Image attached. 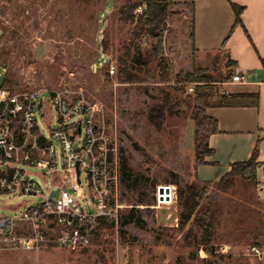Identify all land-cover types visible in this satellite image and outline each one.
Segmentation results:
<instances>
[{"label": "rangeland", "instance_id": "rangeland-1", "mask_svg": "<svg viewBox=\"0 0 264 264\" xmlns=\"http://www.w3.org/2000/svg\"><path fill=\"white\" fill-rule=\"evenodd\" d=\"M127 1L0 0V85L12 91L69 86L73 101L98 104L95 122L118 143L119 182L117 190L113 183V193L123 204L118 221L108 218L99 223L96 240L92 237L87 247L50 244L0 250V264H264L246 253L249 244L264 239L258 234L264 228V204L256 188L237 178L223 192L215 186L222 171L210 172V180L197 173L202 160L197 157L193 115L204 104L194 95L196 82H178L173 74L161 80L155 62L147 73L134 69L135 80L126 81L121 64L126 52L140 42L148 47L133 34L135 23L117 15V8ZM167 22L163 47L172 73L198 67L191 38L193 6L176 0ZM220 57L196 61L214 78L230 70ZM226 79L211 81L213 91L224 92ZM158 104L164 105L160 127L149 120L150 109ZM57 115L49 103L41 121L45 131L57 126ZM26 169L45 192L54 187L51 176H44L39 167ZM192 182L203 186L200 207H210L214 216L209 242L194 216L181 224L179 186ZM170 184L176 195L172 202L161 203L158 189ZM84 193L90 201L86 185ZM36 200L25 193H5L0 195V212L13 214Z\"/></svg>", "mask_w": 264, "mask_h": 264}, {"label": "built area", "instance_id": "built-area-1", "mask_svg": "<svg viewBox=\"0 0 264 264\" xmlns=\"http://www.w3.org/2000/svg\"><path fill=\"white\" fill-rule=\"evenodd\" d=\"M108 71L114 73L115 66L111 64ZM245 79L246 73L239 68L230 77L232 82ZM45 93L49 97L45 98ZM49 103L58 111L57 126L45 131L41 121ZM99 110L98 104L73 101L69 86L53 91H12L0 85V195L25 193L37 198L13 214L0 212V250L38 249L50 244L84 248L90 245L99 223L108 218L118 221L123 204L113 193V183L117 190L119 148L105 126L95 122ZM27 166L50 175L54 187L45 192L37 180L27 176ZM161 186L165 188L161 190ZM161 186L159 201L172 202L175 187ZM255 188L264 204V168ZM246 253L264 262V239L249 244Z\"/></svg>", "mask_w": 264, "mask_h": 264}, {"label": "crops", "instance_id": "crops-1", "mask_svg": "<svg viewBox=\"0 0 264 264\" xmlns=\"http://www.w3.org/2000/svg\"><path fill=\"white\" fill-rule=\"evenodd\" d=\"M177 1L193 6L196 66H201L196 60L204 56H221L224 67L228 65L230 70L214 79L227 78L222 81L225 92L254 93L258 99L255 105L206 107L207 114L217 119L219 131L209 136L214 152L199 164V177L210 180L209 173L215 170L222 171V176L234 161L250 158L257 145V160L264 164V0ZM232 2L244 6L241 22L235 26ZM236 68L246 73L244 81L230 80ZM218 175L215 180L221 177Z\"/></svg>", "mask_w": 264, "mask_h": 264}, {"label": "trees", "instance_id": "trees-1", "mask_svg": "<svg viewBox=\"0 0 264 264\" xmlns=\"http://www.w3.org/2000/svg\"><path fill=\"white\" fill-rule=\"evenodd\" d=\"M175 2L176 0H128L117 8L119 19L125 22H134L133 34L141 37L142 42L148 44V47L144 48L141 42L138 43L137 46H134V51L130 50L126 52L127 58L122 59L121 64L124 65L125 71H127V75H125L126 81L135 80L136 74L133 73L134 69L147 73L149 64L155 62V70H157L161 80H169L173 74L174 80L178 82L184 84L192 81L196 82L194 86V95L199 102L204 104V108L198 109L193 115V120L195 122L194 138L197 157L204 163L206 160L202 159L201 156L214 152L213 148L209 146V136L211 133L219 131L217 119L207 114L206 106L255 105L258 99L257 95L254 93L227 94L225 91L220 92L218 89L213 91L214 85H211L210 82L216 81V79L202 67H195L190 71L180 70L176 73H172L171 63L164 54L163 36L167 29L171 5ZM140 5H145V7H143L141 13L135 14L134 10ZM232 6L236 15L235 26L241 22L244 6L234 2H232ZM193 36L194 31L192 28V39ZM181 87L183 88L184 86ZM211 98L215 99L211 101ZM163 118L164 105L158 104L150 109L149 120L153 124L160 127ZM257 156L258 145L255 147L250 158L231 163V168L215 181V186H217L219 190L226 192L235 184L237 178H241L247 184L255 187L258 175L264 168V164L257 160ZM124 174L125 176L128 175L126 171H124ZM174 182L178 184L179 180L175 179ZM202 187L198 182L186 183L184 186H179L178 195L183 208L181 212V224L184 226L192 216H194L195 221L202 228L204 241L209 242L213 234L214 216L210 207L206 209L202 206L200 207V201L205 196L204 191H201ZM133 211L134 208L129 216H133ZM261 229L258 234L264 238V228L262 231ZM96 234L93 240L96 238ZM255 241H257V239Z\"/></svg>", "mask_w": 264, "mask_h": 264}, {"label": "water", "instance_id": "water-1", "mask_svg": "<svg viewBox=\"0 0 264 264\" xmlns=\"http://www.w3.org/2000/svg\"><path fill=\"white\" fill-rule=\"evenodd\" d=\"M77 173H78V175H80L79 162L77 163ZM160 188H161V190H163L165 187L161 186ZM166 188H168V186Z\"/></svg>", "mask_w": 264, "mask_h": 264}, {"label": "bare ground", "instance_id": "bare-ground-1", "mask_svg": "<svg viewBox=\"0 0 264 264\" xmlns=\"http://www.w3.org/2000/svg\"><path fill=\"white\" fill-rule=\"evenodd\" d=\"M169 187H171V186H168V188H167V189H169Z\"/></svg>", "mask_w": 264, "mask_h": 264}]
</instances>
